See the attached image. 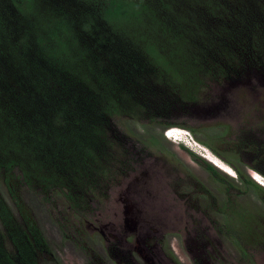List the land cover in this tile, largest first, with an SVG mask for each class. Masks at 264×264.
Segmentation results:
<instances>
[{
  "label": "trees",
  "instance_id": "1",
  "mask_svg": "<svg viewBox=\"0 0 264 264\" xmlns=\"http://www.w3.org/2000/svg\"><path fill=\"white\" fill-rule=\"evenodd\" d=\"M247 68L264 71V0H0V264L49 251L23 187L86 198L128 149L114 117L194 133L168 119Z\"/></svg>",
  "mask_w": 264,
  "mask_h": 264
},
{
  "label": "rangeland",
  "instance_id": "2",
  "mask_svg": "<svg viewBox=\"0 0 264 264\" xmlns=\"http://www.w3.org/2000/svg\"><path fill=\"white\" fill-rule=\"evenodd\" d=\"M230 78L208 80L185 114L176 112L174 118L168 119L193 127L194 133L185 129L184 143L166 139L162 132L170 125L163 126L153 117H114L115 133L128 149L125 153L119 149L120 161H110V177L93 191L94 200L87 196L72 204L63 190L46 197L45 193L23 187L21 195L49 247L43 263L108 264L109 256L104 250L108 243L98 232H90L84 219L94 218L103 224L121 220L124 188L139 177L142 183L136 186H141L143 197L136 205V219L169 235L173 251L165 238L163 252L176 264L189 260L183 242L187 222L210 229L211 220L215 221L211 234L217 238L214 250L221 264H264V174L255 171L245 151L237 147L248 126L260 118L264 124V86L260 85L264 83V71L247 68L238 79ZM227 160L263 189L240 181ZM205 163L212 165L217 174L209 171ZM0 190L11 205L2 183ZM81 234L84 238L76 240Z\"/></svg>",
  "mask_w": 264,
  "mask_h": 264
},
{
  "label": "flooded vegetation",
  "instance_id": "3",
  "mask_svg": "<svg viewBox=\"0 0 264 264\" xmlns=\"http://www.w3.org/2000/svg\"><path fill=\"white\" fill-rule=\"evenodd\" d=\"M256 70L252 69V71ZM260 85L264 86V83ZM253 89L256 90L257 88ZM261 119L248 126L247 132L242 130L244 132L242 140L240 139L242 144L239 143L237 147L245 151L243 153L248 158L247 162L252 166L255 165L252 168L264 174L258 167L264 168V124L259 122ZM254 161H257L258 164L253 163ZM140 179L142 180V178ZM140 179L136 177L134 182L124 188L126 198L121 220L104 221V224L94 218V220L84 219V221H88L87 226L90 232H98L99 236L108 243L107 248H104L107 257L109 256L108 264H176L163 252L165 238L173 251L169 235L165 236L155 225L143 224L136 219V215L139 214L136 205L141 202V197H143L141 186H136L142 183ZM87 196L90 201L94 200L93 193H88ZM213 212L216 213V211ZM225 216L227 215L225 214ZM211 221L208 225L210 229L201 225L193 226L187 222L183 242L189 260L184 264H221L214 250L217 238L211 234V229L215 227V221ZM211 224L214 225L211 226ZM218 233L221 234L220 229H218ZM83 238L81 234L76 240L79 241Z\"/></svg>",
  "mask_w": 264,
  "mask_h": 264
},
{
  "label": "clouds",
  "instance_id": "4",
  "mask_svg": "<svg viewBox=\"0 0 264 264\" xmlns=\"http://www.w3.org/2000/svg\"><path fill=\"white\" fill-rule=\"evenodd\" d=\"M185 129L186 128L180 127L178 125H170L162 133L165 136V138L171 142L184 143L185 139H182V137L186 138L187 133L185 132ZM253 178L262 185V183L254 175Z\"/></svg>",
  "mask_w": 264,
  "mask_h": 264
},
{
  "label": "bare ground",
  "instance_id": "5",
  "mask_svg": "<svg viewBox=\"0 0 264 264\" xmlns=\"http://www.w3.org/2000/svg\"><path fill=\"white\" fill-rule=\"evenodd\" d=\"M211 162L216 165L219 169H221L222 171H225L228 173V171L220 164L216 163L214 160H211ZM256 177V176H255ZM257 178V177H256ZM263 185V184H262Z\"/></svg>",
  "mask_w": 264,
  "mask_h": 264
}]
</instances>
